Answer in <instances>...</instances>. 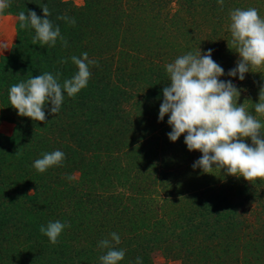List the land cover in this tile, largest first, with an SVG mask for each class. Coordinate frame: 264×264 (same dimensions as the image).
<instances>
[{"label": "trees", "instance_id": "obj_1", "mask_svg": "<svg viewBox=\"0 0 264 264\" xmlns=\"http://www.w3.org/2000/svg\"><path fill=\"white\" fill-rule=\"evenodd\" d=\"M45 4L67 47L59 38L55 46L33 45L35 30L20 29L19 12L43 17ZM249 7L264 18V0H10L0 13L17 17L15 42L0 57L1 116L14 124L11 135L0 134V264H101L108 249L99 242L113 232L120 243L112 246L125 250L118 264L137 257L157 264L154 251L181 264H264V179L194 170L202 153L187 149L185 134L170 141L168 116L158 120L170 83L165 65L213 49L227 73L239 58L230 12ZM83 52L97 61L85 88L65 93L56 115L49 102L46 122L17 114L11 85L44 72L60 73L63 83L78 71L71 56ZM252 70L243 81L220 79L232 80L238 105L264 124L254 109L264 66ZM57 149L62 164L43 173L33 167ZM56 220L70 226L54 245L39 229Z\"/></svg>", "mask_w": 264, "mask_h": 264}, {"label": "clouds", "instance_id": "obj_2", "mask_svg": "<svg viewBox=\"0 0 264 264\" xmlns=\"http://www.w3.org/2000/svg\"><path fill=\"white\" fill-rule=\"evenodd\" d=\"M218 2L223 4V0ZM9 7L10 0H0V13ZM40 7L43 17L30 9L27 13L19 12L20 29L35 30L33 45L55 46L59 38L63 46L67 47L60 27L49 19L51 13L48 6L45 4ZM57 19L72 25L76 23L74 17L66 15L58 16ZM230 21L231 44L239 54L236 66L225 73L213 60V49L203 54L201 50L188 52L167 63L165 69L170 83L162 89L163 101L159 107L158 120L163 121L168 116L167 123L171 131L167 136L170 141L176 142L185 134L187 149L202 153L191 166L194 170L199 168L203 173L212 174L213 169H223L226 175L243 177L251 182L257 178L264 179V124L249 113L244 103L238 105L240 89L232 80H222L220 77L225 74L238 76L243 81L246 73L257 72L252 69L264 66V18L254 7L236 8L230 12ZM70 59L78 71L63 83L59 82L60 73L44 72L10 86V105L19 116L46 122L44 109L49 102L51 107L48 113L56 115L65 93L74 97L87 86L91 76L89 66L97 64V61L90 60L87 52H83L80 57L73 55ZM61 63H67V59H62ZM254 109L256 113L264 115V84L260 85L259 102L254 103ZM245 138H250L251 144L246 143ZM64 158L65 153L61 150L46 152L42 158L34 161L33 167L43 173L52 166L62 164ZM68 226L56 220L49 221L46 226L41 225L39 230L55 245L63 229ZM110 235L111 241L118 245L119 235L115 232ZM111 241L106 238L99 242L100 247L108 249L99 258L101 264H118L124 259L125 250L114 248ZM136 264H142L140 257H137Z\"/></svg>", "mask_w": 264, "mask_h": 264}, {"label": "rangeland", "instance_id": "obj_3", "mask_svg": "<svg viewBox=\"0 0 264 264\" xmlns=\"http://www.w3.org/2000/svg\"><path fill=\"white\" fill-rule=\"evenodd\" d=\"M70 2L76 6H82L84 0H63ZM16 15L12 13H6L0 15V57L8 53L12 47V44L16 39ZM14 124L1 116L0 109V134L2 136H9L13 133ZM152 258L157 264H181L180 260L165 258L161 251H154Z\"/></svg>", "mask_w": 264, "mask_h": 264}]
</instances>
